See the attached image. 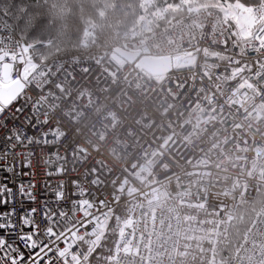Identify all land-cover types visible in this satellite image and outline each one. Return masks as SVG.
Listing matches in <instances>:
<instances>
[{
	"label": "built area",
	"instance_id": "built-area-1",
	"mask_svg": "<svg viewBox=\"0 0 264 264\" xmlns=\"http://www.w3.org/2000/svg\"><path fill=\"white\" fill-rule=\"evenodd\" d=\"M234 7L253 21L246 36L216 9L198 8L142 38L127 40L124 31L101 53L45 65H34L0 20V86L20 84L32 133L46 142L24 178L55 210L46 264H88L119 204L127 220L112 264H179L184 209L228 224L260 191L258 210L221 264H264V0ZM95 42L87 27L80 44ZM115 48L137 58L125 61ZM177 54L191 55L180 69L172 66ZM141 58H169L170 70L152 74L137 66ZM57 186L63 195L54 199Z\"/></svg>",
	"mask_w": 264,
	"mask_h": 264
},
{
	"label": "trees",
	"instance_id": "trees-1",
	"mask_svg": "<svg viewBox=\"0 0 264 264\" xmlns=\"http://www.w3.org/2000/svg\"><path fill=\"white\" fill-rule=\"evenodd\" d=\"M216 1L247 9L257 2V0H0V20L22 42L32 63L45 65L61 57H84L101 53L104 43L108 46L118 43L124 31L128 33L127 40L138 39L143 34L144 22L150 29H155L182 17L192 7L208 2L213 5ZM87 27L93 28L96 42L94 45L82 46L80 40ZM130 32H133V35ZM122 196L123 194H119V198ZM262 199L263 192L260 191L252 204L238 209L227 225L219 223L214 216L203 210L184 209L187 228L181 252L185 251L190 225L197 223L207 228L215 226L220 233L215 239L214 256L218 261H223L234 250ZM125 218L127 214L122 205H117L104 224L95 247L89 253L88 264H112L118 223ZM196 251L192 249L190 254ZM188 258L190 261L197 259L196 255Z\"/></svg>",
	"mask_w": 264,
	"mask_h": 264
},
{
	"label": "snow or ice",
	"instance_id": "snow-or-ice-1",
	"mask_svg": "<svg viewBox=\"0 0 264 264\" xmlns=\"http://www.w3.org/2000/svg\"><path fill=\"white\" fill-rule=\"evenodd\" d=\"M26 102L21 93L0 98V264H46L43 250L55 211L51 200H38L32 179H24L34 175L32 168L39 161L35 149L46 143L43 134L32 133ZM43 163L47 167L46 159ZM57 187L54 199L63 195Z\"/></svg>",
	"mask_w": 264,
	"mask_h": 264
},
{
	"label": "rangeland",
	"instance_id": "rangeland-1",
	"mask_svg": "<svg viewBox=\"0 0 264 264\" xmlns=\"http://www.w3.org/2000/svg\"><path fill=\"white\" fill-rule=\"evenodd\" d=\"M212 1V0H211ZM212 3V2H211ZM235 6V5H234ZM233 5L225 4L224 2H217L216 4H208L201 5V6H196L192 7L189 9V11L198 9V8H205V7H215L217 11H219L220 15L229 20L231 23H234V25L239 29L240 33L243 35H248L252 26H253V21L251 18H246L244 16V12L242 13V9H238L234 7ZM247 9V8H244ZM168 23V22H167ZM165 25V24H163ZM161 25V26H163ZM161 26L155 28V29H150L148 24L144 22V28L143 29V34L140 36L142 38L143 36L158 30ZM84 33V32H83ZM131 34L133 32H130ZM133 35V34H132ZM121 38V36H120ZM109 44V43H108ZM110 45V44H109ZM114 45V44H113ZM109 47V46H108ZM107 48V47H106ZM191 55L187 54H177L172 58V66L175 69H180L183 66V59L188 58L190 59ZM114 60L118 61V57L113 56ZM254 216V215H253ZM127 218L124 220L119 221V228H118V233L120 231L121 226L126 222ZM198 226V227H196ZM103 231V227L99 230V235L98 238L96 239L95 245L99 239L100 234ZM220 231L214 226L207 228L206 226H200L197 223H194L189 226L188 230V242L185 245V251L182 250L181 254V263L184 264L185 259L188 257H191L193 255H196L197 259L194 261H190L189 258L187 259V262L185 264H221L222 260L218 261L216 257L214 256L215 253V239L219 237ZM117 240V239H116ZM93 246V248L95 247ZM79 246L84 250V251H89L91 248V244L87 241L86 237H81L79 239ZM92 248V249H93ZM192 249H196L197 251L190 254V251Z\"/></svg>",
	"mask_w": 264,
	"mask_h": 264
},
{
	"label": "water",
	"instance_id": "water-1",
	"mask_svg": "<svg viewBox=\"0 0 264 264\" xmlns=\"http://www.w3.org/2000/svg\"><path fill=\"white\" fill-rule=\"evenodd\" d=\"M115 53L128 62H133L137 55L123 51L119 48L114 49ZM139 68H143L152 74H161L170 70V59L169 58H141L137 62ZM21 86L17 82H13L8 86L0 87V98H10L13 93H19Z\"/></svg>",
	"mask_w": 264,
	"mask_h": 264
},
{
	"label": "crops",
	"instance_id": "crops-1",
	"mask_svg": "<svg viewBox=\"0 0 264 264\" xmlns=\"http://www.w3.org/2000/svg\"><path fill=\"white\" fill-rule=\"evenodd\" d=\"M214 218H215V217H214ZM215 219H216V218H215ZM250 222H251V221H250ZM228 224H229V223H228ZM249 224H250V223H249ZM249 224H248V225H249ZM223 225H227V224H223ZM247 227H248V226H247ZM246 229H247V228H246ZM243 233H244V232H243ZM182 240H183V239H182ZM181 244H182V242H181ZM232 252H233V251H232ZM232 252H231V253H232ZM231 253H230V254H231ZM222 262H223V261H222Z\"/></svg>",
	"mask_w": 264,
	"mask_h": 264
}]
</instances>
